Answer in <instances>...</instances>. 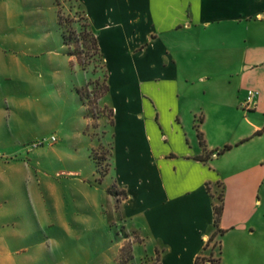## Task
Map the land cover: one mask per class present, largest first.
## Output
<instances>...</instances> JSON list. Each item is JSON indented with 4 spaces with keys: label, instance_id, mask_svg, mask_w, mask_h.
I'll use <instances>...</instances> for the list:
<instances>
[{
    "label": "crops",
    "instance_id": "1",
    "mask_svg": "<svg viewBox=\"0 0 264 264\" xmlns=\"http://www.w3.org/2000/svg\"><path fill=\"white\" fill-rule=\"evenodd\" d=\"M74 2L104 65L101 105L112 111L104 189L126 194L111 197L123 224L159 250L161 264H194L222 191L218 264H264V0ZM44 3L53 24L54 0H0V159L23 143L8 112L23 106L2 88L22 78L17 47L48 26ZM57 155L46 153L52 163ZM22 179L8 181L0 163V264H48L29 220L23 229L22 211L35 210L20 199ZM77 181L85 195L99 192Z\"/></svg>",
    "mask_w": 264,
    "mask_h": 264
},
{
    "label": "rangeland",
    "instance_id": "2",
    "mask_svg": "<svg viewBox=\"0 0 264 264\" xmlns=\"http://www.w3.org/2000/svg\"><path fill=\"white\" fill-rule=\"evenodd\" d=\"M43 5L48 26L17 47L22 78L17 85L8 81L2 88L7 97L14 99L15 106H23L8 110L10 121L22 126L23 143L0 159L8 181L13 182L22 173L26 185L20 199L30 200L34 206L33 218L29 207L21 213L23 229L29 220L37 240L47 245L48 264H118L121 248L124 259L132 258L125 264H140L144 259L154 264V252L116 212V198L104 189L110 180L98 182L97 170H108L112 114L101 105L106 91L104 65L86 18L74 0H54L56 18L52 24L50 4ZM6 54L10 56L11 51ZM52 135L59 143L27 150L33 142ZM34 136L38 138L30 141ZM53 149L61 156L57 155L52 163L46 153ZM78 179L92 186L101 185L99 192L86 196L76 185ZM218 255L216 236L199 264L213 263Z\"/></svg>",
    "mask_w": 264,
    "mask_h": 264
},
{
    "label": "trees",
    "instance_id": "3",
    "mask_svg": "<svg viewBox=\"0 0 264 264\" xmlns=\"http://www.w3.org/2000/svg\"><path fill=\"white\" fill-rule=\"evenodd\" d=\"M57 23L61 27L59 15L57 16ZM89 32H90V30H89ZM90 34H91V38H92L93 45H94V47H95L98 55L101 58V55H100V52H99V49H98V45H97L96 39H95V37L93 36V34L91 32H90ZM64 38H65L64 35H62L63 41L65 40ZM101 60H102V58H101ZM107 91H108V88L106 86L105 94L107 93ZM111 114H112V111H111ZM197 137H198V140H199L200 145L203 146L202 135L200 133H198L197 134ZM224 150H228V148H225ZM197 159L200 160V161H207L209 159V155L208 154H205L204 157H198ZM108 170H109V165H108ZM108 170L107 171H98L97 170V174L99 175V178H100V180L98 181L99 183H101V180L106 176ZM107 192H108L109 195L115 197L117 202H120L122 199H125L126 198V194L123 191H118L117 189L115 190V188L109 189ZM217 200H218V203H216L215 205H213V214H214V223H213V225H214V232L210 236L209 240L207 241L204 250H206L207 245H208V243L210 241H212L216 236H219V235H221L223 233L218 228V223H219L220 217L222 215V211H223V195H222V191L220 192V195L217 197ZM219 249H220V246H219ZM154 254H155L154 264H161L159 250L155 249L154 250ZM200 258L201 257H198L195 260V263L194 264H199ZM131 259L132 258L129 257L127 260H131ZM127 260L123 258V248H121V250L119 252L118 264H125V263H127ZM140 264H152V260H150V259H144L143 261H141ZM210 264H218V259L216 261H214L213 263L210 262Z\"/></svg>",
    "mask_w": 264,
    "mask_h": 264
},
{
    "label": "built area",
    "instance_id": "4",
    "mask_svg": "<svg viewBox=\"0 0 264 264\" xmlns=\"http://www.w3.org/2000/svg\"><path fill=\"white\" fill-rule=\"evenodd\" d=\"M253 95L254 94L252 92H248L247 104H251L252 103ZM57 142H58L57 137L55 135H52L49 138L33 142L31 145H29L27 147V150L29 152H31V151L36 150L38 148L44 147L45 145H48V146L55 145Z\"/></svg>",
    "mask_w": 264,
    "mask_h": 264
}]
</instances>
